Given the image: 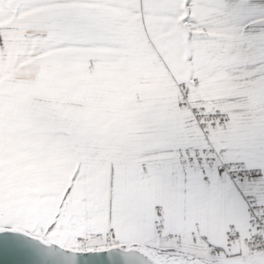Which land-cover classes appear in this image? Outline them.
<instances>
[{
	"label": "snow or ice",
	"instance_id": "snow-or-ice-1",
	"mask_svg": "<svg viewBox=\"0 0 264 264\" xmlns=\"http://www.w3.org/2000/svg\"><path fill=\"white\" fill-rule=\"evenodd\" d=\"M0 264H264V0H0Z\"/></svg>",
	"mask_w": 264,
	"mask_h": 264
}]
</instances>
